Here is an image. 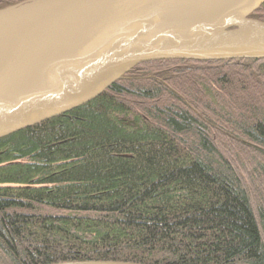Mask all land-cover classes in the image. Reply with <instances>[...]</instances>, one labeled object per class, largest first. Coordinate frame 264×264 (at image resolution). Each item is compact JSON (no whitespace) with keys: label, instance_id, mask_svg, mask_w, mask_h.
Masks as SVG:
<instances>
[{"label":"trees","instance_id":"16d2710c","mask_svg":"<svg viewBox=\"0 0 264 264\" xmlns=\"http://www.w3.org/2000/svg\"><path fill=\"white\" fill-rule=\"evenodd\" d=\"M80 261L264 264V60L140 64L0 139V264Z\"/></svg>","mask_w":264,"mask_h":264},{"label":"water","instance_id":"95a60500","mask_svg":"<svg viewBox=\"0 0 264 264\" xmlns=\"http://www.w3.org/2000/svg\"><path fill=\"white\" fill-rule=\"evenodd\" d=\"M263 4L30 0L0 10V139L92 101L140 64L264 60V22L250 18Z\"/></svg>","mask_w":264,"mask_h":264}]
</instances>
